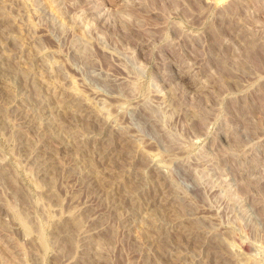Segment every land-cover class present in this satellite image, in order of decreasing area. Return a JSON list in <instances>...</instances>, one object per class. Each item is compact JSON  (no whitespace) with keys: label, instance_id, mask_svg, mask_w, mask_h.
I'll return each instance as SVG.
<instances>
[{"label":"rangeland","instance_id":"374dc122","mask_svg":"<svg viewBox=\"0 0 264 264\" xmlns=\"http://www.w3.org/2000/svg\"><path fill=\"white\" fill-rule=\"evenodd\" d=\"M0 264H264V0H0Z\"/></svg>","mask_w":264,"mask_h":264}]
</instances>
